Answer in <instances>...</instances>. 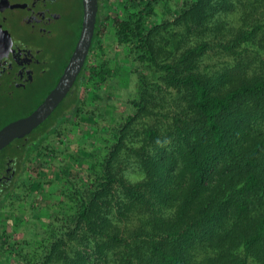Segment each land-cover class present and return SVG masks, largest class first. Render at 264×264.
I'll list each match as a JSON object with an SVG mask.
<instances>
[{
  "label": "trees",
  "instance_id": "trees-1",
  "mask_svg": "<svg viewBox=\"0 0 264 264\" xmlns=\"http://www.w3.org/2000/svg\"><path fill=\"white\" fill-rule=\"evenodd\" d=\"M117 3L67 98L0 155V212L30 231L14 264H264V0ZM34 184L43 230L23 219Z\"/></svg>",
  "mask_w": 264,
  "mask_h": 264
},
{
  "label": "flooded vegetation",
  "instance_id": "flooded-vegetation-1",
  "mask_svg": "<svg viewBox=\"0 0 264 264\" xmlns=\"http://www.w3.org/2000/svg\"><path fill=\"white\" fill-rule=\"evenodd\" d=\"M115 2L98 0L96 27L107 21V10ZM83 18V0H0V28L12 40L8 54L0 59V129L30 114L55 87L78 42ZM67 49L70 53L63 60ZM50 78L55 79L36 106L24 115L2 119ZM13 166L9 159L0 176V191L13 180Z\"/></svg>",
  "mask_w": 264,
  "mask_h": 264
},
{
  "label": "water",
  "instance_id": "water-1",
  "mask_svg": "<svg viewBox=\"0 0 264 264\" xmlns=\"http://www.w3.org/2000/svg\"><path fill=\"white\" fill-rule=\"evenodd\" d=\"M83 5L84 18L81 33L61 77L55 87L30 114L0 129V155L14 141L26 139L43 125L73 90L90 54L99 10L98 0H83ZM5 34L0 28V59L8 54L10 43H12L10 35L5 36ZM7 43H9L8 47Z\"/></svg>",
  "mask_w": 264,
  "mask_h": 264
},
{
  "label": "rangeland",
  "instance_id": "rangeland-1",
  "mask_svg": "<svg viewBox=\"0 0 264 264\" xmlns=\"http://www.w3.org/2000/svg\"><path fill=\"white\" fill-rule=\"evenodd\" d=\"M115 4L117 5V10L112 11L109 14L110 18L114 17V14L119 12L118 8L120 5H118L117 2H115ZM174 10L176 11V9H174ZM171 11H172L171 9L165 8V9H163V14L168 15L167 13H170ZM173 13H171V14H173ZM110 18L106 22L105 21L103 22V24L106 25V27H109V25H110L109 24L110 20H111ZM110 45L112 46V49H113L112 52L114 53V57H116L118 59V62L120 60V62L126 66V62H127L126 59H123L121 57L122 49L119 47H116L115 44L113 43V41L110 42ZM69 53H70V49L62 51V54L60 52V54L62 55L61 56L62 59L66 60ZM56 74H57V72L55 73V75ZM54 79L50 78L46 82L41 83L36 88L35 92L30 97H28V100L26 101L25 104L20 105V106H16V107H12L9 112L5 113V115L2 117V119L3 118L6 119L12 114L18 115V116L24 115L27 112V110H30L32 107L36 106V104H38V101L42 98L43 94L49 89L48 87ZM130 92H134V90L132 88V83H130L128 87H124L123 91H121V94L123 96H128V93H130ZM88 106L92 108L93 103L89 102ZM111 108H113V107L109 106L108 109H111ZM122 110L124 111V108ZM69 117H70V115L68 116V118ZM81 128L83 130L82 133H84L85 131H88V135L87 136L85 135V136L89 137V140H91V142L96 143L98 138H100V137H98L99 135H97L93 132L94 130L91 129L89 125L84 124L81 126ZM71 149L73 150V152H75L77 154L79 153L77 145L72 146ZM11 152H12L11 149H8L5 151V155H10ZM0 165H1V162H0ZM37 166H38V164H34V168ZM81 166L90 167L92 165L90 164V162H83V164L79 163V162L75 163V167L80 168ZM13 168L15 169V171L17 170L16 169L17 167L15 165L13 166ZM64 169H66V168L64 167ZM1 174H2V167L0 166V176H2ZM16 175H17V171H16ZM43 175L49 180H53V181L54 180H59V181L62 180L61 177L59 175H57L55 169H53V168H49V171L44 172ZM39 187L40 186L38 184H34V187H33L34 192H32L33 193L32 198L29 197L31 199V202L28 203V205H29L28 211L23 216V219L27 223L33 222L35 225L38 224V227H40V229L43 230L44 226L46 225V221H47L48 206H50L51 203H50V198L46 195V192L48 191L49 187H46L45 191L44 190L41 191V189H39ZM1 192H2V190L0 191V193ZM15 212H16V208H14V207H12L11 210H8L6 212H0V231H1V233H0V264H14L13 256L10 253V251H12L11 250L12 248H15L17 242H19L22 239V237L27 236L28 233L30 232V231L27 232V230L21 231V230L17 229L18 222L16 219V213ZM5 243L7 244V247L4 248V246H2V245H4Z\"/></svg>",
  "mask_w": 264,
  "mask_h": 264
}]
</instances>
